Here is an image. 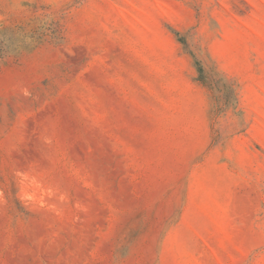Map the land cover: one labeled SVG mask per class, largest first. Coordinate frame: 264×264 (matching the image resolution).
Instances as JSON below:
<instances>
[{
    "label": "rangeland",
    "instance_id": "1",
    "mask_svg": "<svg viewBox=\"0 0 264 264\" xmlns=\"http://www.w3.org/2000/svg\"><path fill=\"white\" fill-rule=\"evenodd\" d=\"M0 264H264V0H0Z\"/></svg>",
    "mask_w": 264,
    "mask_h": 264
}]
</instances>
